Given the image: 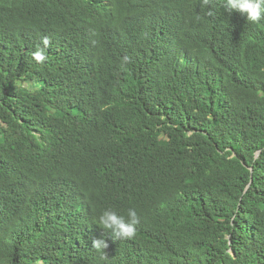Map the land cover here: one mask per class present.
<instances>
[{
  "label": "trees",
  "instance_id": "obj_1",
  "mask_svg": "<svg viewBox=\"0 0 264 264\" xmlns=\"http://www.w3.org/2000/svg\"><path fill=\"white\" fill-rule=\"evenodd\" d=\"M257 91L225 0H0V264H264Z\"/></svg>",
  "mask_w": 264,
  "mask_h": 264
},
{
  "label": "clouds",
  "instance_id": "obj_2",
  "mask_svg": "<svg viewBox=\"0 0 264 264\" xmlns=\"http://www.w3.org/2000/svg\"><path fill=\"white\" fill-rule=\"evenodd\" d=\"M202 5L207 6L210 0H201ZM225 10L231 15L238 12L246 17V21L251 24H259L264 20V0H225ZM208 15H212L209 11ZM48 43L47 39L44 44ZM37 61H42L44 56L41 52L34 54ZM256 95L264 99V91H257ZM140 218L134 208H129L127 216L118 214L111 208L103 210L98 218L96 225L100 226L104 232L110 235L113 241L131 239L135 236L137 225ZM108 247L107 241L101 237L92 240V248L97 251H103ZM106 256V253H105Z\"/></svg>",
  "mask_w": 264,
  "mask_h": 264
}]
</instances>
